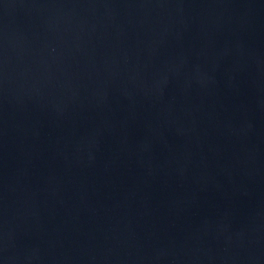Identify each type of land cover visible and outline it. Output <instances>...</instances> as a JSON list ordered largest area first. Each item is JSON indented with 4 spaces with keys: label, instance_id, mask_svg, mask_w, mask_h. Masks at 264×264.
Wrapping results in <instances>:
<instances>
[{
    "label": "water",
    "instance_id": "obj_1",
    "mask_svg": "<svg viewBox=\"0 0 264 264\" xmlns=\"http://www.w3.org/2000/svg\"><path fill=\"white\" fill-rule=\"evenodd\" d=\"M0 264H264V0H0Z\"/></svg>",
    "mask_w": 264,
    "mask_h": 264
}]
</instances>
